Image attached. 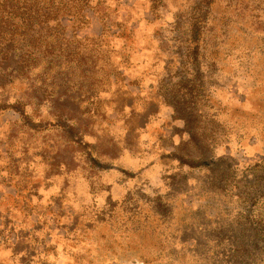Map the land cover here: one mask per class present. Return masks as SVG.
I'll list each match as a JSON object with an SVG mask.
<instances>
[{
	"label": "rangeland",
	"instance_id": "1",
	"mask_svg": "<svg viewBox=\"0 0 264 264\" xmlns=\"http://www.w3.org/2000/svg\"><path fill=\"white\" fill-rule=\"evenodd\" d=\"M60 21L38 109L0 110V264H264V0H88Z\"/></svg>",
	"mask_w": 264,
	"mask_h": 264
},
{
	"label": "trees",
	"instance_id": "2",
	"mask_svg": "<svg viewBox=\"0 0 264 264\" xmlns=\"http://www.w3.org/2000/svg\"><path fill=\"white\" fill-rule=\"evenodd\" d=\"M87 4L88 0H0V110H14L22 105L38 109L34 106L31 94L35 86L31 75L44 64L47 55H59L65 43L60 33L61 18L85 21ZM41 69L44 67L41 66ZM20 82L23 83L20 101L10 106L11 95L17 91ZM66 98L59 92L54 102L63 104L68 102ZM50 116L58 118L57 128L68 135L71 142L76 138L80 147H85V150L88 148L82 143L84 134L75 124L70 126V123L59 121L63 117L74 120L73 117L66 112H59L58 108L49 109L44 118L47 120ZM23 117L28 119L25 115ZM29 128L31 130L32 127ZM179 161L190 168L214 171V162L211 164L210 157H180Z\"/></svg>",
	"mask_w": 264,
	"mask_h": 264
}]
</instances>
